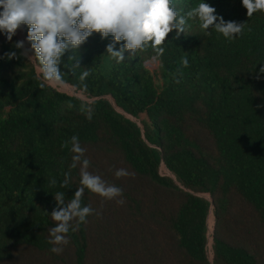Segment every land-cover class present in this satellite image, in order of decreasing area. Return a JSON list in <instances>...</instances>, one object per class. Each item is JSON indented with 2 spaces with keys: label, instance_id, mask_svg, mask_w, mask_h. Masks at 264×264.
Returning a JSON list of instances; mask_svg holds the SVG:
<instances>
[{
  "label": "trees",
  "instance_id": "obj_1",
  "mask_svg": "<svg viewBox=\"0 0 264 264\" xmlns=\"http://www.w3.org/2000/svg\"><path fill=\"white\" fill-rule=\"evenodd\" d=\"M200 2L176 6L183 15ZM204 2L244 23L243 34L228 40L189 19L158 60L148 49L117 63L106 51L112 37L93 33L62 58L57 84L72 94L40 87L25 57L0 59V264H264V14L248 17L241 0ZM17 41L0 33V57L19 55ZM73 135L89 171L121 187L125 203L85 190L82 204L101 214L57 255L53 193L67 202L80 180L62 147ZM120 168L134 175L117 178Z\"/></svg>",
  "mask_w": 264,
  "mask_h": 264
},
{
  "label": "clouds",
  "instance_id": "obj_2",
  "mask_svg": "<svg viewBox=\"0 0 264 264\" xmlns=\"http://www.w3.org/2000/svg\"><path fill=\"white\" fill-rule=\"evenodd\" d=\"M241 3L248 17L257 12L264 14V0H241ZM189 19L198 20L202 30L215 29L228 40L243 34L244 23L226 22L204 0L183 15L177 9L176 0H0V33L11 42L26 25V40L30 44V48H27L25 41L19 40L14 44L16 49L21 50L19 55L16 51H10L0 59L25 57L34 65L37 78L41 81L40 87H45L63 82L60 65L65 53L69 49H78L93 33H98L101 39L112 37L106 51L117 63L125 61V52L132 58L148 49L155 53L154 59L158 60L165 52L164 45L170 33L175 32V39L182 33L188 34ZM121 42L119 50H115ZM182 64L189 66L187 56L182 58ZM74 66L79 67L78 64ZM259 71L264 73V67ZM89 74V71H83L80 79L84 80ZM175 82L180 81L175 79ZM81 112L91 121L93 111L90 107L82 106ZM62 147L69 148L73 153L70 168L79 166L80 180L72 199L67 202L64 192L53 193L56 207L50 215L55 225L48 229V242L53 245L50 251L57 255L62 254L64 246L70 243L71 231L86 224L90 215L101 214L91 205L82 204L85 190L105 200H115L118 205L125 203L121 187L89 171L91 162L77 135L71 136ZM65 175L68 177L70 173ZM131 175L134 173L124 168L115 171L117 178ZM49 183L55 186L57 181L53 178ZM68 183L69 180L65 179L62 187H67Z\"/></svg>",
  "mask_w": 264,
  "mask_h": 264
},
{
  "label": "rangeland",
  "instance_id": "obj_3",
  "mask_svg": "<svg viewBox=\"0 0 264 264\" xmlns=\"http://www.w3.org/2000/svg\"><path fill=\"white\" fill-rule=\"evenodd\" d=\"M17 36H18L19 40H24L25 41V47L30 48V44L27 42L25 34H24L23 26L17 32ZM150 67L151 68H155L156 64H152ZM51 85L54 86V87H57L61 91H65V92L70 93V94L73 93L68 87H65L64 85H58L57 83L56 84H51ZM144 119H145V115H141L140 119L139 120H135V121L137 123H139L141 120H144ZM161 172H162V174H168V171L166 170V168L164 166L161 167ZM209 256H210V258H212L211 247L210 246H209Z\"/></svg>",
  "mask_w": 264,
  "mask_h": 264
},
{
  "label": "water",
  "instance_id": "obj_4",
  "mask_svg": "<svg viewBox=\"0 0 264 264\" xmlns=\"http://www.w3.org/2000/svg\"><path fill=\"white\" fill-rule=\"evenodd\" d=\"M213 222H212V224L214 223V217H213V220H212ZM213 230V229H212Z\"/></svg>",
  "mask_w": 264,
  "mask_h": 264
},
{
  "label": "built area",
  "instance_id": "obj_5",
  "mask_svg": "<svg viewBox=\"0 0 264 264\" xmlns=\"http://www.w3.org/2000/svg\"><path fill=\"white\" fill-rule=\"evenodd\" d=\"M65 87H67V86H65ZM69 88V87H68ZM70 89V88H69Z\"/></svg>",
  "mask_w": 264,
  "mask_h": 264
}]
</instances>
